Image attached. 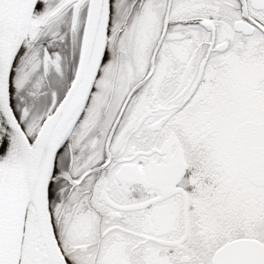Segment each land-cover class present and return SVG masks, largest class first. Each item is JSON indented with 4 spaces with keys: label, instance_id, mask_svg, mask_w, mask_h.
<instances>
[{
    "label": "snow or ice",
    "instance_id": "6c2138e0",
    "mask_svg": "<svg viewBox=\"0 0 264 264\" xmlns=\"http://www.w3.org/2000/svg\"><path fill=\"white\" fill-rule=\"evenodd\" d=\"M0 264H264V0H0Z\"/></svg>",
    "mask_w": 264,
    "mask_h": 264
}]
</instances>
